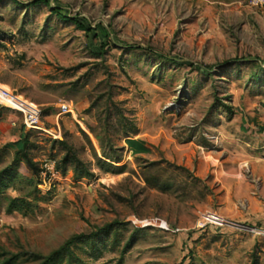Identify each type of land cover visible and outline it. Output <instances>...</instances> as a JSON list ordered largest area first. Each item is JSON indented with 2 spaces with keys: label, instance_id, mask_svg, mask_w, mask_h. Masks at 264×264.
Masks as SVG:
<instances>
[{
  "label": "rangeland",
  "instance_id": "374dc122",
  "mask_svg": "<svg viewBox=\"0 0 264 264\" xmlns=\"http://www.w3.org/2000/svg\"><path fill=\"white\" fill-rule=\"evenodd\" d=\"M0 86V264H264V0H0Z\"/></svg>",
  "mask_w": 264,
  "mask_h": 264
},
{
  "label": "built area",
  "instance_id": "2783aa9c",
  "mask_svg": "<svg viewBox=\"0 0 264 264\" xmlns=\"http://www.w3.org/2000/svg\"><path fill=\"white\" fill-rule=\"evenodd\" d=\"M0 105L5 108L12 109L24 118L26 127L30 129H39L41 125L42 112L34 104L27 102L19 96L13 95L8 90L0 86ZM67 109L66 107H64ZM221 219L214 214H208L201 219V228H206L210 225H221Z\"/></svg>",
  "mask_w": 264,
  "mask_h": 264
},
{
  "label": "trees",
  "instance_id": "16d2710c",
  "mask_svg": "<svg viewBox=\"0 0 264 264\" xmlns=\"http://www.w3.org/2000/svg\"><path fill=\"white\" fill-rule=\"evenodd\" d=\"M14 2L18 3L20 6H23V7H31V6H36V5H39V4H44L46 6H50V0H34L32 3L26 5V4H23V3H19L17 0H13ZM53 13L59 15L60 18L64 19L65 21H69V22H73L77 25L78 28L84 30V31H91V28L87 27L85 24H83L82 22H80L78 19L76 18H71L67 15H64V14H61V8H53L51 10ZM104 34L105 37H108V33L106 31H103L102 32ZM103 47L105 48L106 47V44L103 45Z\"/></svg>",
  "mask_w": 264,
  "mask_h": 264
}]
</instances>
